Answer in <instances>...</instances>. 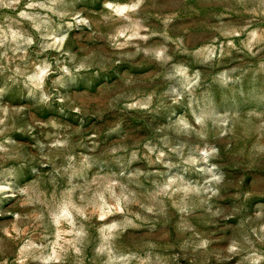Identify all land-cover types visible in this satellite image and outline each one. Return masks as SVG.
<instances>
[{
    "label": "clouds",
    "instance_id": "obj_1",
    "mask_svg": "<svg viewBox=\"0 0 264 264\" xmlns=\"http://www.w3.org/2000/svg\"><path fill=\"white\" fill-rule=\"evenodd\" d=\"M0 264H264V0H0Z\"/></svg>",
    "mask_w": 264,
    "mask_h": 264
},
{
    "label": "rangeland",
    "instance_id": "obj_2",
    "mask_svg": "<svg viewBox=\"0 0 264 264\" xmlns=\"http://www.w3.org/2000/svg\"><path fill=\"white\" fill-rule=\"evenodd\" d=\"M160 3L161 4H166V3H169V0H160ZM254 179L256 178V177H253Z\"/></svg>",
    "mask_w": 264,
    "mask_h": 264
}]
</instances>
